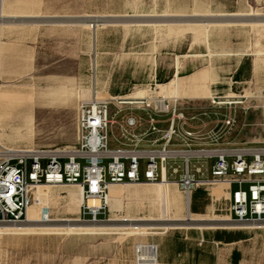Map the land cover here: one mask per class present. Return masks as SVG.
Returning <instances> with one entry per match:
<instances>
[{"label": "rangeland", "instance_id": "rangeland-1", "mask_svg": "<svg viewBox=\"0 0 264 264\" xmlns=\"http://www.w3.org/2000/svg\"><path fill=\"white\" fill-rule=\"evenodd\" d=\"M194 76L202 77L196 87ZM94 99L121 109L115 115L112 107V147L162 146L173 108L175 128L193 133L192 149L257 146L264 0H0V143L73 146L78 109ZM129 118L141 124L128 129ZM193 166L211 177L210 161ZM168 171L167 186L115 185L121 192L110 198L111 221L96 225L79 221L78 188L47 186L43 220L0 225V264H136L139 243L158 245L159 258L174 264H264V227L226 222V183L197 190L199 212L190 204V221L176 184L181 172ZM217 232L232 242L213 241Z\"/></svg>", "mask_w": 264, "mask_h": 264}, {"label": "built area", "instance_id": "built-area-1", "mask_svg": "<svg viewBox=\"0 0 264 264\" xmlns=\"http://www.w3.org/2000/svg\"><path fill=\"white\" fill-rule=\"evenodd\" d=\"M133 103L143 105L146 100L138 99ZM113 106L119 108L111 99L82 103L78 109L77 142L73 146L29 150L0 143V225L29 223L27 213L33 204V190L41 185L78 188L82 195L79 221L94 225L106 223L111 221L112 186L163 182L171 169L169 176L181 172L176 184L187 198L188 207L194 192L224 182L229 195L226 222L256 229L264 227V116L260 124L263 135L257 146L192 149L189 141L193 133H180L175 128L178 115L173 108L162 146L112 147L111 130L118 123L112 116ZM120 112L119 108L115 115ZM234 122L228 119L226 124ZM140 124L136 118L126 121L128 129ZM154 124L151 119L153 131L156 130ZM175 137L183 142L180 148L171 144ZM202 159L211 162L210 178L204 177L201 167L193 166L194 161ZM142 163L145 164L143 174ZM170 163L179 164L171 168ZM90 199H97L99 206L90 207ZM135 263L159 264L158 245H136Z\"/></svg>", "mask_w": 264, "mask_h": 264}, {"label": "bare ground", "instance_id": "bare-ground-1", "mask_svg": "<svg viewBox=\"0 0 264 264\" xmlns=\"http://www.w3.org/2000/svg\"><path fill=\"white\" fill-rule=\"evenodd\" d=\"M201 81H202V77L200 78V77L194 76L192 79H190L189 84H190V86L196 87V86H198L201 83ZM162 98H166V97H162ZM160 103L162 104V101H160ZM160 184L167 186L169 184V182H168V180L165 179ZM46 187H47L46 185H41L35 191V194L38 197V203L35 204V205H32L29 208L28 213H27V221L29 223H31V224L37 223V222L43 220V218H42V208H43L45 199L47 198V191L45 190ZM114 187L115 186L111 187V192H110V196H111L110 198L111 199H112V196L119 195L120 192H121V190L116 189ZM74 195L78 196L77 200H78L79 204H81L82 203L81 192L77 191V193L74 194ZM111 199H110V201H111ZM88 204L90 205V207H97V206H99L100 202L97 199H90L88 201ZM186 205H187L186 206V210H187L188 217H189L188 220L193 221V219L191 218V213L189 212L188 203ZM222 221H224V220H222ZM77 230L82 231L85 234H96L97 233V230L95 228H89V227H79V228H77Z\"/></svg>", "mask_w": 264, "mask_h": 264}, {"label": "trees", "instance_id": "trees-1", "mask_svg": "<svg viewBox=\"0 0 264 264\" xmlns=\"http://www.w3.org/2000/svg\"><path fill=\"white\" fill-rule=\"evenodd\" d=\"M200 196H201V193H199L198 191H196L192 195V198H191V211L194 212V213L199 212V208L197 207L196 203L201 198ZM230 240H231L230 237L226 238V237L223 236V233H220V232L215 233L214 236H213V241H215V242L230 243V242H232Z\"/></svg>", "mask_w": 264, "mask_h": 264}, {"label": "crops", "instance_id": "crops-1", "mask_svg": "<svg viewBox=\"0 0 264 264\" xmlns=\"http://www.w3.org/2000/svg\"><path fill=\"white\" fill-rule=\"evenodd\" d=\"M195 75V74H194ZM193 76V75H192ZM179 77L178 76H175L174 79L170 80V81H178ZM190 81V79H189ZM162 86V84H159L158 87ZM111 192V191H110ZM197 213V212H196ZM202 236V239H201V242L204 241V237L203 235ZM218 243H222V242H218ZM178 256H180V253L177 254ZM159 264H174V262H169L168 260L166 259H160V263Z\"/></svg>", "mask_w": 264, "mask_h": 264}]
</instances>
